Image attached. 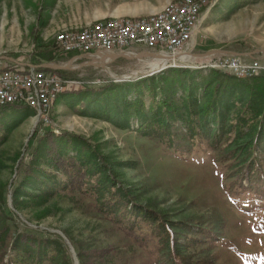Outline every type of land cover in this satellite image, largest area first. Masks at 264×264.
<instances>
[{"label": "rangeland", "instance_id": "1", "mask_svg": "<svg viewBox=\"0 0 264 264\" xmlns=\"http://www.w3.org/2000/svg\"><path fill=\"white\" fill-rule=\"evenodd\" d=\"M170 1L0 0V59L60 64L68 59L54 46L61 30L146 15ZM208 8L184 52L193 58L174 56V65L152 72V57L77 59L61 69L75 83L58 96L50 124L27 107L8 110L0 264H264V136L245 106L248 86L264 91V0H209ZM230 57L261 67L238 77L201 66ZM105 85L116 89L90 92ZM217 92L220 121L208 116ZM47 131L60 153L81 156L91 175L118 186L126 199L110 209L151 240H135L100 210L102 179L88 181L86 192L65 189L39 139ZM141 211L157 212L165 224L137 225Z\"/></svg>", "mask_w": 264, "mask_h": 264}, {"label": "built area", "instance_id": "2", "mask_svg": "<svg viewBox=\"0 0 264 264\" xmlns=\"http://www.w3.org/2000/svg\"><path fill=\"white\" fill-rule=\"evenodd\" d=\"M208 5L209 0H173L146 15L104 17L84 26L63 29L54 38L55 48L68 58L60 64L0 59V107H27L37 121L50 124L58 96L75 83L56 70L71 69L74 61L81 58L133 54L141 50L177 56L192 46ZM53 65L63 68L54 69ZM201 66L228 71L238 77L252 76L261 67L256 61L245 63L237 57L219 58Z\"/></svg>", "mask_w": 264, "mask_h": 264}, {"label": "trees", "instance_id": "3", "mask_svg": "<svg viewBox=\"0 0 264 264\" xmlns=\"http://www.w3.org/2000/svg\"><path fill=\"white\" fill-rule=\"evenodd\" d=\"M56 72L61 76H66V73L62 70H56ZM116 89V87H112L109 85H105L96 89H92L90 91L91 93H94V91L99 90L100 92H112ZM247 94L248 97L245 102L246 110L251 111L252 115L250 116V121H257V131L256 133L259 136V139L264 136V91L259 89L258 86H248L247 88ZM216 94L212 95L211 99V105L208 107V116L211 118L222 119L224 116L223 113H221L222 109V103H217L218 101H215L217 96ZM233 91H228L224 89L222 91V96L226 97L227 100L230 99L234 102V96ZM237 99V98H235ZM236 103V102H235ZM14 106H6V107H0V139L4 138L2 136L3 130H4V124L7 122L6 119L8 118L6 116V113L9 109H11ZM5 122V123H4ZM4 123V124H3ZM43 137H40V140H45V143L47 144L46 148V160L50 163H52L58 171L65 177L66 184L65 189L70 192H86L88 190V184L87 182H97L98 180H103V184L105 187L102 189V207H100V210H102L107 217L114 222L119 229H121L125 234L131 236L137 241L141 240L140 233H147L144 230H139L138 226L133 227H124V225L121 224V220L118 216H116L113 211L110 209L111 206L114 204L118 205L116 208L120 209V207L123 206V201H125L126 197L119 192L118 186L115 183H111L110 181H107V179H103L100 177V173L96 172V175H91L89 172L87 165L84 163V159H82L81 156H74V155H68L63 154L59 152V149L56 145V136L51 133L50 131L45 132V134L41 135ZM73 136L70 133L64 132L60 137H62L65 140H70V137ZM79 138V137H75ZM51 174V173H50ZM49 175V174H48ZM95 176V177H94ZM144 212V211H143ZM151 213V215L142 213V211L134 216V221L137 223V225L144 224L148 227L150 226H156L160 227L161 225L165 224L164 219L158 215L157 212H151L148 211L147 213ZM166 230H168L167 227H162ZM153 234L150 232L147 235H144V240L142 241L143 244H146L149 240L152 239ZM33 243V242H32ZM31 243V244H32ZM53 246V245H47V247Z\"/></svg>", "mask_w": 264, "mask_h": 264}, {"label": "bare ground", "instance_id": "4", "mask_svg": "<svg viewBox=\"0 0 264 264\" xmlns=\"http://www.w3.org/2000/svg\"><path fill=\"white\" fill-rule=\"evenodd\" d=\"M178 58H180L181 60H187L189 58H193V55L182 53V54L178 55ZM113 59H114L113 55H109V56L108 55H104V56L102 55L98 58V61L104 62V61H110ZM148 62L150 63L149 71L152 72V71H158V70L165 68L167 66L174 65L175 60H173L171 58L169 59L168 57H165V56H159V57L149 58Z\"/></svg>", "mask_w": 264, "mask_h": 264}, {"label": "water", "instance_id": "5", "mask_svg": "<svg viewBox=\"0 0 264 264\" xmlns=\"http://www.w3.org/2000/svg\"><path fill=\"white\" fill-rule=\"evenodd\" d=\"M217 52H219V51H217V50L208 51V52L205 53V55H211V54H215ZM231 53L234 54V55L241 54V53H235V52H231ZM159 56H164V55H159V54L154 53V52L141 50V51L135 52L133 54L121 53V54L115 55L114 58H116V57H123V58H126V59L131 60V59L142 58V57H159ZM165 57L175 58L176 56L175 57L165 56ZM7 59L12 60V61H15V60H13L11 58H7ZM45 66H48V65H45ZM51 67L54 68V69H61V68H63L62 66H57V65H53Z\"/></svg>", "mask_w": 264, "mask_h": 264}, {"label": "crops", "instance_id": "6", "mask_svg": "<svg viewBox=\"0 0 264 264\" xmlns=\"http://www.w3.org/2000/svg\"><path fill=\"white\" fill-rule=\"evenodd\" d=\"M5 60H8V61H10V62H15V61H12V60H9V59H7V58H4ZM16 62H20V63H29V62H31V61H16ZM32 62H35V61H32Z\"/></svg>", "mask_w": 264, "mask_h": 264}]
</instances>
